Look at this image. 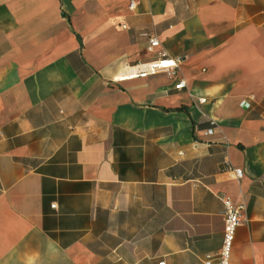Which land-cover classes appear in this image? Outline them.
<instances>
[{"label":"crops","instance_id":"0c3cea01","mask_svg":"<svg viewBox=\"0 0 264 264\" xmlns=\"http://www.w3.org/2000/svg\"><path fill=\"white\" fill-rule=\"evenodd\" d=\"M226 196L264 264V0H0V264H204Z\"/></svg>","mask_w":264,"mask_h":264},{"label":"built area","instance_id":"2783aa9c","mask_svg":"<svg viewBox=\"0 0 264 264\" xmlns=\"http://www.w3.org/2000/svg\"><path fill=\"white\" fill-rule=\"evenodd\" d=\"M134 8L135 2L130 1L129 9L133 10ZM123 28H125V26H123ZM157 46H159L157 37H149V49H153ZM181 62L182 58L180 57L174 58L169 57L165 53H160L159 56L155 59L126 67L125 72L120 77H117L114 80L127 81L133 79H144L158 73H166L170 77H175ZM173 88L177 91L185 89L186 81L183 78L177 79ZM205 101V99H198L199 104H204ZM243 104L244 103H242V105ZM214 125L215 121L211 120L210 127L205 131L207 136L213 134ZM227 171L231 173L236 180H240L242 178L243 173L241 169H235L231 166H228ZM222 205L224 230L221 248L219 253L215 257L206 255L204 264H230V256L233 248L235 233L241 223L245 205L242 202H235L227 196L222 198ZM52 207H54V205H52Z\"/></svg>","mask_w":264,"mask_h":264},{"label":"bare ground","instance_id":"6f19581e","mask_svg":"<svg viewBox=\"0 0 264 264\" xmlns=\"http://www.w3.org/2000/svg\"><path fill=\"white\" fill-rule=\"evenodd\" d=\"M120 76H121V75H120ZM120 76H119V77H120Z\"/></svg>","mask_w":264,"mask_h":264}]
</instances>
